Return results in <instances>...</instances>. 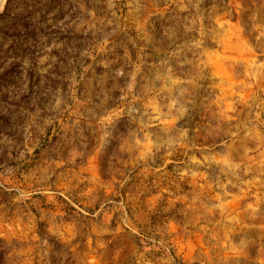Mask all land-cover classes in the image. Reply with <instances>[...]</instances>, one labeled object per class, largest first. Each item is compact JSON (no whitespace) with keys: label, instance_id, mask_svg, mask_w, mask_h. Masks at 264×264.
<instances>
[{"label":"rangeland","instance_id":"374dc122","mask_svg":"<svg viewBox=\"0 0 264 264\" xmlns=\"http://www.w3.org/2000/svg\"><path fill=\"white\" fill-rule=\"evenodd\" d=\"M4 12L0 264H264V0Z\"/></svg>","mask_w":264,"mask_h":264},{"label":"bare ground","instance_id":"6f19581e","mask_svg":"<svg viewBox=\"0 0 264 264\" xmlns=\"http://www.w3.org/2000/svg\"><path fill=\"white\" fill-rule=\"evenodd\" d=\"M3 4H4V0H1V4H0V10L2 9L3 7Z\"/></svg>","mask_w":264,"mask_h":264},{"label":"trees","instance_id":"16d2710c","mask_svg":"<svg viewBox=\"0 0 264 264\" xmlns=\"http://www.w3.org/2000/svg\"><path fill=\"white\" fill-rule=\"evenodd\" d=\"M5 15V12L0 15V19Z\"/></svg>","mask_w":264,"mask_h":264}]
</instances>
